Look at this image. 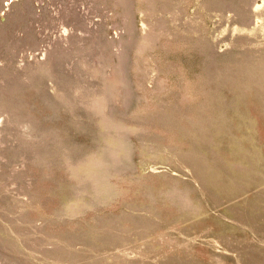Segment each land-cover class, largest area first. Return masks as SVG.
<instances>
[{"label":"rangeland","instance_id":"1","mask_svg":"<svg viewBox=\"0 0 264 264\" xmlns=\"http://www.w3.org/2000/svg\"><path fill=\"white\" fill-rule=\"evenodd\" d=\"M117 2L0 0V264H264V0Z\"/></svg>","mask_w":264,"mask_h":264},{"label":"bare ground","instance_id":"2","mask_svg":"<svg viewBox=\"0 0 264 264\" xmlns=\"http://www.w3.org/2000/svg\"><path fill=\"white\" fill-rule=\"evenodd\" d=\"M9 1H12V2H14V1H16V0H9ZM118 1V2H117ZM116 2L117 3H119V5L118 6H122L121 5V3H123V0H116ZM146 2V1H145ZM148 2V1H147ZM146 2V3H147ZM149 8V7H148ZM139 11H141V10H139ZM142 15V14H141ZM143 23V22H142ZM147 26H149V24L147 25ZM151 27V26H150ZM148 28V27H147ZM149 29H151V28H149ZM148 29V30H149ZM153 29V28H152ZM145 31H147L146 29H144ZM143 32V31H142ZM148 33H149V31H148ZM150 33H153V32H151L150 31ZM147 34V33H146ZM155 35V34H154ZM116 36H118V35H116ZM147 36V35H146ZM147 37H150V36H147ZM151 37H153L152 35H151ZM144 38H146L145 37V35L143 34V39ZM148 39H150V38H147V41H148ZM147 41H143V42H147ZM149 41H152V38H151V40H149ZM148 41V42H149ZM113 42V41H112ZM121 44V43H120ZM144 47H146L147 48V45L146 46H144ZM144 47H141V48H144ZM141 48H139V49H141ZM145 49V48H144ZM141 52H142V50H141ZM118 80V78L117 77H113L112 79H110L108 82L110 83V86H109V88L110 89H112L113 88V85L116 83V81ZM108 86V85H107ZM106 90V89H105ZM106 92V91H105ZM106 94H107V92H106ZM105 94V96H106V98H105V103H103L102 105H107V106H109V103H110V100H111V98H110V96L107 94L106 95ZM104 97V96H103ZM113 97V96H112ZM103 99V98H102ZM98 101H99V98L97 99ZM97 102V101H96ZM102 102V101H101ZM97 105H99L98 104V102H97ZM100 106V105H99ZM106 106V107H107ZM105 107V108H106ZM101 110H102V108H101ZM99 112V111H98ZM110 121V120H109ZM111 122V121H110ZM121 126V125H120ZM112 129H114V128H112ZM121 129V128H120ZM125 129V128H124ZM115 130V129H114ZM122 130V129H121ZM110 147H112V145L110 144V146H108V148H110ZM115 149H116V147H115ZM114 149V151H115V153H116V151H117V149L115 150ZM113 151V150H112ZM104 155V154H103ZM122 155V154H121ZM100 157H102V155L100 156ZM111 157V158H110ZM119 158H120V156H118V155H116V154H113V153H110V152H107L105 155H104V157L103 158H101L102 160L101 161H96L95 160V162H92L93 160H90L91 162H89V163H86L85 165L86 166H84V167H82L81 166V168H79V170H78V172L77 173H79V174H83V175H85V177H88V178H91V177H93L94 175H93V173L95 172V171H97L98 169H100L101 167H104L105 169L107 168V167H109L110 165V163L111 162H115V161H117V160H119ZM111 165H112V163H111ZM101 166V167H100ZM116 187V186H115ZM117 191H119V190H117ZM115 192H114V190H113V188L112 187H108V186H102V187H99V189H98V191H97V195H98V197H100V198H102V199H108V198H110V197H112V195L114 194Z\"/></svg>","mask_w":264,"mask_h":264}]
</instances>
